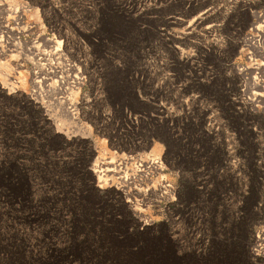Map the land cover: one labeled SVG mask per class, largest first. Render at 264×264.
<instances>
[{
    "label": "rangeland",
    "instance_id": "rangeland-1",
    "mask_svg": "<svg viewBox=\"0 0 264 264\" xmlns=\"http://www.w3.org/2000/svg\"><path fill=\"white\" fill-rule=\"evenodd\" d=\"M251 23L264 0H0V264H264Z\"/></svg>",
    "mask_w": 264,
    "mask_h": 264
},
{
    "label": "bare ground",
    "instance_id": "bare-ground-1",
    "mask_svg": "<svg viewBox=\"0 0 264 264\" xmlns=\"http://www.w3.org/2000/svg\"><path fill=\"white\" fill-rule=\"evenodd\" d=\"M263 27H264V25L261 23H255V24L251 23L247 28H245V30L243 32H241L240 39L243 42L249 43L255 47H258V48L261 47L264 44V29H263ZM55 43H56V46H60V42L56 41ZM56 49H57L56 52L58 53L59 47H57ZM34 56H37V52L32 53L30 58H33ZM253 64H256V66H254L255 68H259V66H261V65L264 66V61L260 60L259 63L254 62ZM239 70H240V73H242V71H243L242 65L240 66ZM72 77L76 78V74H73ZM72 80H74V79H72ZM253 84L258 89V91L257 90L252 91V96H253L252 100H256L257 97H259L261 99L264 96V93L261 90H259L262 88V84L256 79H253ZM152 161H153V164L155 166L156 165L155 160H152ZM103 164H105L103 170H114V164H113L112 160L104 161ZM109 164H113V167H110ZM252 240H253V244H252L253 246L251 247V250H252L253 254L256 256L260 255L261 257L264 258V221L262 224L259 225V227L257 228V231L254 232Z\"/></svg>",
    "mask_w": 264,
    "mask_h": 264
}]
</instances>
